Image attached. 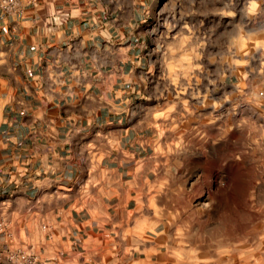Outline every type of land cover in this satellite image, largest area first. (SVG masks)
I'll return each mask as SVG.
<instances>
[{
    "label": "crops",
    "instance_id": "obj_1",
    "mask_svg": "<svg viewBox=\"0 0 264 264\" xmlns=\"http://www.w3.org/2000/svg\"><path fill=\"white\" fill-rule=\"evenodd\" d=\"M160 2L0 10V264L13 248L50 264H177L195 187L234 162L219 128L234 129L240 80L154 75ZM243 95L264 126V81Z\"/></svg>",
    "mask_w": 264,
    "mask_h": 264
},
{
    "label": "rangeland",
    "instance_id": "obj_2",
    "mask_svg": "<svg viewBox=\"0 0 264 264\" xmlns=\"http://www.w3.org/2000/svg\"><path fill=\"white\" fill-rule=\"evenodd\" d=\"M153 25L159 47L151 52L154 75L233 74L240 80L234 129L219 128L220 140H234V162L219 165L223 177L195 187L175 228L177 264H264V126L243 95L245 87L264 81V0H161ZM219 105L221 115L225 98Z\"/></svg>",
    "mask_w": 264,
    "mask_h": 264
},
{
    "label": "built area",
    "instance_id": "obj_3",
    "mask_svg": "<svg viewBox=\"0 0 264 264\" xmlns=\"http://www.w3.org/2000/svg\"><path fill=\"white\" fill-rule=\"evenodd\" d=\"M21 0H0V10L5 14H14L20 11ZM41 231L45 234V239L49 240L48 226L41 225ZM3 235L6 238H10V234L5 232V224L0 218V236ZM60 257V255H58ZM3 261L5 264H50L47 260H42L32 250L13 248L5 249L3 251ZM55 260H52L54 262Z\"/></svg>",
    "mask_w": 264,
    "mask_h": 264
}]
</instances>
